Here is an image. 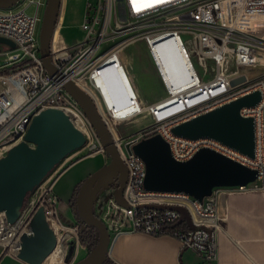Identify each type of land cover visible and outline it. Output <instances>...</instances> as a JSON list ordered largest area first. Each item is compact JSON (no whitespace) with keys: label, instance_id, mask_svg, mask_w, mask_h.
I'll return each instance as SVG.
<instances>
[{"label":"built area","instance_id":"built-area-1","mask_svg":"<svg viewBox=\"0 0 264 264\" xmlns=\"http://www.w3.org/2000/svg\"><path fill=\"white\" fill-rule=\"evenodd\" d=\"M45 3L46 0H16L11 6L0 7V35L14 43L13 46L0 43V55L6 59L0 62V155L22 139L32 115L46 106L60 107L74 124L77 120L86 122L90 134L82 132L87 148L104 152L90 121L62 82L70 78L78 84L80 79L102 98L106 66L111 63L124 75L119 50L127 43L122 40L134 35L144 42L163 93L148 103H142L137 94H129L130 110L115 118L145 112L151 117L147 134L159 132L175 158H187L200 145H208L256 166L257 177L262 176L264 72L250 76L243 68L260 63L264 58V0H84L79 22L82 37L66 40L59 31L60 10L58 13L55 24L58 40L53 43L51 36L50 57L60 76L46 71L39 54L38 30ZM169 37L178 42L189 67L182 82L170 78L155 48ZM196 63L204 67L211 64L212 73L204 78ZM240 74L244 79L231 82L232 77ZM255 88L260 91V99L253 105L240 107L241 113L252 115L254 120L252 157L210 136L187 137L170 130L176 122ZM111 134L127 171L122 197L128 205L118 203L113 194L97 196L94 209L101 214L108 229L114 233L128 229L153 235L168 234L178 240L180 248L193 251L202 261H214L215 232L219 225L217 195L226 186L213 187L201 200L183 191L146 189L142 184L144 160L131 149V143L139 137H126L112 131ZM107 159L105 157V161ZM117 173L109 175L103 185L112 182ZM54 178L43 183L35 200L22 203L14 221H8L0 211L3 246L15 250L20 234L27 229L29 217L38 205L43 207L46 218L50 216L49 224L59 220L57 197L51 189ZM236 186L242 188L245 184ZM146 202L180 203L196 226H190L184 219L177 221L179 212L175 208L146 206ZM76 226L77 223L74 229ZM93 243L92 238L91 243L84 241L82 246L87 251Z\"/></svg>","mask_w":264,"mask_h":264},{"label":"water","instance_id":"water-1","mask_svg":"<svg viewBox=\"0 0 264 264\" xmlns=\"http://www.w3.org/2000/svg\"><path fill=\"white\" fill-rule=\"evenodd\" d=\"M15 2L16 0H0V6L8 7ZM60 3L61 0H46L38 30L42 65L54 76H60V73L51 61L50 40ZM0 43L9 46L14 44L2 35ZM242 79L244 75L240 74L232 77L231 82ZM62 86L82 108L108 158L107 161L104 158L102 164L80 179L75 187L73 210L77 214L80 228H94V243L84 255L69 264H106L114 232L108 229L101 214L94 209L93 203L98 196L97 188L100 183L109 175L118 172L119 186L115 200L127 206L128 203L122 197L127 171L117 152L111 131L90 93L70 78L64 79ZM259 99V89H252L176 122L170 126V130L187 137L210 136L252 157L255 144L254 120L252 115L241 113L240 107L253 105ZM84 143V133L60 107L46 106L34 113L22 139L10 145L0 155V211L4 212L6 219L14 221L25 196L33 191L65 154ZM131 149L144 160L142 184L146 189L183 191L201 200L215 186L244 185L258 176L256 166L208 145H200L187 158H175L167 140L159 132L140 136L131 143ZM91 185L96 186V190L93 199L88 203L86 193ZM217 199V210L220 214L223 209L224 190L218 192ZM144 205L175 208L179 212L177 221L184 219L190 226H196L191 222L185 206L180 203L146 202ZM56 212L60 220L57 203ZM19 238L14 250L16 257L29 264H52V252L56 248L57 238L41 205L32 211L28 227Z\"/></svg>","mask_w":264,"mask_h":264},{"label":"crops","instance_id":"crops-1","mask_svg":"<svg viewBox=\"0 0 264 264\" xmlns=\"http://www.w3.org/2000/svg\"><path fill=\"white\" fill-rule=\"evenodd\" d=\"M84 8V0H63L59 13V31L62 33L64 23L78 24L81 20ZM66 25V24H65ZM67 26V25H66ZM58 40L57 28L53 36V43ZM157 50L161 55L164 65L168 68L174 82H182L186 78V67L177 51L173 41L162 43ZM147 78L154 81L159 87L158 79L146 57L142 58ZM127 66L131 68L133 75L131 81L129 75H123V81L118 75L114 66H110L105 75L104 92L102 98L85 82H81L98 102L99 109L111 129L114 128L112 121L108 118L105 109L117 107L118 114H123L130 110L127 104L128 94H137L142 103H148L161 97V90L148 96L143 94L140 82L136 79L133 70L132 60H127ZM105 154L93 151L82 154L66 162L55 175L52 192L57 197L56 203L59 206L60 222L65 231L71 229L67 226L78 221L76 212L73 210L71 200L80 179L91 170L102 164ZM76 215V216H75ZM76 217V219H75ZM219 225L216 228V258L211 262H204L191 250L180 248L178 240L168 234L153 235L140 230H120L111 238L107 259L112 264H264V179L255 178L239 188L236 185L224 188V202L222 212L219 214ZM50 225H52L50 223ZM57 235L58 259L63 255L67 242L66 235L60 236L53 227ZM68 232V231H67ZM65 234V233H64ZM77 238V235H75ZM77 241H79L77 239ZM74 242L67 251V258L64 264L78 259L79 250H83L82 242L80 249L73 248ZM0 264H29L15 256L12 248H7L0 243Z\"/></svg>","mask_w":264,"mask_h":264},{"label":"rangeland","instance_id":"rangeland-1","mask_svg":"<svg viewBox=\"0 0 264 264\" xmlns=\"http://www.w3.org/2000/svg\"><path fill=\"white\" fill-rule=\"evenodd\" d=\"M69 1L71 0H67V3L69 4ZM1 7V6H0ZM31 7V6H29ZM67 26H66V25ZM62 33L66 38H70L72 40L74 39H78L80 37H82L83 35V31L80 28V26L78 24H67L64 23L63 27H62ZM134 35H130L125 37L122 42H127L126 44H124V46L121 48V52H122V56L120 55V59L123 61H121L122 63H125L126 67H127V71H126V75H129L131 77V81L133 79V75L131 72V68L127 66L128 62L127 60H132L133 63V70L134 73L136 75V79L140 82V87H141V91L143 92V94L151 96L153 94H155L158 90L162 92L161 87H159L156 83H154V81H150L146 74L144 73L145 69V65H143V60L141 59L146 57V59L149 60V63L151 65V67L153 68V65L150 61L149 55L147 54V48L144 44V42L142 41V39H140L139 37H134ZM132 39V40H131ZM130 40V41H127ZM262 62L257 63L253 66H249V67H245L243 68L246 73L250 76H254L260 73L264 72V58H262ZM6 59L4 56L0 55V62H5ZM228 67H231V64H228ZM196 67L197 70L199 71V73L205 75L204 78H207V75H210L213 71V67L211 64H209L207 67L201 66L199 64L196 63ZM154 71V68H153ZM155 73V72H154ZM156 75V74H155ZM157 77V76H156ZM134 80V79H133ZM134 86H135V82L132 81ZM99 95V94H98ZM102 97V96H101ZM108 118L112 121L114 128L111 129V131L115 134H119L122 136H142V135H146L147 134V130L149 125L151 124V117L149 116V114L145 113V112H140V113H136L124 118H113L109 115V113L107 112V109H105ZM264 127V126H263ZM262 136H263V140H264V128L262 130ZM92 141V140H91ZM90 142V141H89ZM90 151H95V149H88L87 148V143L85 140V143L75 149H72L71 151H69L67 154H65L57 163L56 165L42 178V180L39 182V184L33 189L32 192L28 193L25 196V203L29 202V200H35V198L37 197V194L39 193L41 186L43 185V183L45 184V182H48V180H50L51 178H53L57 172L61 169V167L68 161L76 158L77 156H80L86 152H90ZM97 152H99L100 154H104L105 152H102L100 150H97ZM261 178L264 179V169L262 172V176ZM97 194L100 197H103L104 194L102 191H98ZM77 215V214H76ZM75 215V216H76ZM76 219V217H75ZM60 220H55V222L52 221V227L55 228V230H57V232L59 233L60 236H62L65 232H62L59 230L60 227L58 224H60ZM64 225H66V223H62ZM68 227L71 228V232L67 233V236L65 238L67 245L65 248V251L63 253V255L61 256V258L59 257L58 259L60 260V262L57 261V258H55V260H53L52 264H64V262L66 261L67 258V251L69 250V247L71 246V244L74 242V246L73 248L75 250L80 249L81 247V242L77 241V238L75 237V235H77V231L73 230V225H69L67 224ZM79 240V239H78ZM79 255L82 256L85 253L83 252V250H79ZM55 257H58V250L55 248V250L53 251Z\"/></svg>","mask_w":264,"mask_h":264},{"label":"bare ground","instance_id":"bare-ground-1","mask_svg":"<svg viewBox=\"0 0 264 264\" xmlns=\"http://www.w3.org/2000/svg\"><path fill=\"white\" fill-rule=\"evenodd\" d=\"M55 29H56V27H55ZM55 29H54V31H53V35H52V42H53V36H54V34H55ZM168 41H173V42H175V44H176V48H177V51L179 52V54H180V56H181V58L183 59V62H184V64H185V67H186V74H188V72H189V67H188V65H187V63H186V61H185V56L182 54V52H181V49H180V46L178 45V42L177 41H175V40H173V38H166V39H164V40H162V41H160L157 45H156V51H157V54H158V56L160 57V60L162 61V63H164L163 62V59H162V57H161V55L159 54V51L157 50V48H158V46L160 45V44H162V43H166V42H168ZM119 53H120V55L122 56V52H121V49L119 50ZM122 59V58H121ZM122 61V60H121ZM123 62V61H122ZM110 66H114V65H112L111 63H108V65L106 66V68H105V71H104V75H105V73H106V71H107V69L110 67ZM165 66V65H164ZM115 67V69H116V71H117V73H118V75L120 76V78H121V80L123 81V73L122 72H118V70H117V67L116 66H114ZM122 69H123V72H124V74L126 75V71H127V67H126V65H125V63H123L122 64ZM168 74H169V76H170V78H171V75H170V73L168 72ZM186 77H187V75H186ZM172 79V78H171ZM81 82H84V81H82V80H78V84L80 85V86H82L85 90H87L88 91V89L85 87V86H83V84L81 83ZM123 83H124V87H125V89L127 90L128 89V87H127V85H126V83L123 81ZM87 84V83H86ZM88 85V84H87ZM91 87V86H90ZM89 92V91H88ZM90 93V92H89ZM91 94V93H90ZM129 95V94H128ZM128 95H127V98H126V101H127V104L129 105V106H131L129 103H128V100H129V98H128ZM91 96H93V95H91ZM94 97V96H93ZM95 98V97H94ZM95 100H96V104H97V107H98V110H99V112L101 113V111H100V109H99V106H98V102H97V99L95 98ZM109 110V114L111 115V116H114V117H116L117 115H119L118 114V110H117V107H114V110L112 111V108H109L108 109ZM102 114V113H101ZM136 114V113H135ZM133 115V114H132ZM103 116V115H102ZM104 118V117H103ZM104 120H105V118H104ZM106 121V120H105ZM106 123H107V121H106ZM75 124L87 135V136H89V134H90V129H89V127H88V125H86V122L84 123V122H81L80 120H77L76 122H75ZM107 125H108V123H107ZM108 127H109V125H108ZM109 129H110V127H109ZM111 130V129H110ZM96 151V150H95ZM90 153V152H89ZM105 177V176H104ZM104 177H102V178H104ZM100 180H101V178H100ZM95 190H96V186H94V185H91L89 188H88V190H87V193H86V200H87V202L89 203L92 199H93V196H94V194H95ZM47 218L48 219H50V216H47ZM53 222H55L54 220H52ZM60 227H61V229H63V231H65V228L63 227V225L64 224H62V223H60V224H58ZM73 230H74V228H73ZM68 231V232H67ZM69 232H71V229H68V230H66V232H65V234H63V236L64 235H66L67 233H69ZM74 233H75V230H74ZM55 234H56V232H55ZM56 238H57V235H56ZM57 243H58V240H57ZM56 247H57V244H56Z\"/></svg>","mask_w":264,"mask_h":264},{"label":"flooded vegetation","instance_id":"flooded-vegetation-1","mask_svg":"<svg viewBox=\"0 0 264 264\" xmlns=\"http://www.w3.org/2000/svg\"><path fill=\"white\" fill-rule=\"evenodd\" d=\"M118 178H119V173H117L115 179H114L112 182H110V183H108V184H106V185L104 186L103 183H104L105 180L107 179V177H106V178L104 179V181H102V182L100 183V185L98 186V188H97V192H98V191H102L103 194H104V196L109 195V194H113L114 197H115V193H116V191H117V189H118V186H119V180H118ZM123 186H124V184H123ZM122 189H123V187H122ZM76 223H77V226H76V231H77V229L80 228V225H79V221H77ZM84 228H85V227H84ZM84 228H80V229H84ZM92 238H93V237H92ZM92 238L89 239V240H87V241L91 243V242H92ZM83 242H84V241H82V243H83ZM83 249H84V247H83ZM84 250H85V249H84Z\"/></svg>","mask_w":264,"mask_h":264},{"label":"trees","instance_id":"trees-1","mask_svg":"<svg viewBox=\"0 0 264 264\" xmlns=\"http://www.w3.org/2000/svg\"><path fill=\"white\" fill-rule=\"evenodd\" d=\"M75 192V191H74ZM25 201V198L23 200V202ZM72 206L74 205V202L72 200ZM94 235V228L91 227V228H84V229H80L78 228L77 229V236H78V239L80 242L82 241H87L89 239H91ZM106 264H112L108 259H106Z\"/></svg>","mask_w":264,"mask_h":264}]
</instances>
